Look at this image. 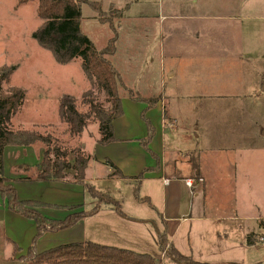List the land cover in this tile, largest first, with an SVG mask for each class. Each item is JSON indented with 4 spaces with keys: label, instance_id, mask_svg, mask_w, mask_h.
I'll use <instances>...</instances> for the list:
<instances>
[{
    "label": "rangeland",
    "instance_id": "1",
    "mask_svg": "<svg viewBox=\"0 0 264 264\" xmlns=\"http://www.w3.org/2000/svg\"><path fill=\"white\" fill-rule=\"evenodd\" d=\"M89 1L98 3L101 12L95 10L91 4H83L82 31L95 43L98 50H102L114 36L111 27H116L118 39L113 64L122 73L125 83L132 87L131 89L125 84L126 87L120 89L124 114L116 122L118 138L114 135L117 144L108 149H100L97 146V141L100 140L97 123L88 125L78 142L69 136L66 125L59 119L61 98L71 95L80 101L82 94L90 88V82L79 59L60 64L49 51L40 47L33 37L34 31L41 23L37 16V0L24 5H18L17 0H0V75L3 71L15 67L10 75V85L22 88L26 93L25 104L13 120L14 127L49 133L59 143H80L91 156L85 183L72 180L70 176L68 179L52 180L55 182L46 185L42 181L21 182L20 179L16 183L12 182L17 198L51 203L41 206L42 208L28 206V209L40 210L43 216L56 220L89 212L97 206L100 208L97 216L82 218L68 228L38 234L37 224L11 210L8 200L0 194V264H30L28 255L31 248L35 253H40L58 245L84 241L149 254L156 259V264H192L190 261H178L170 255V239L174 247L192 261H212L214 264H264V242L258 239L260 236L264 237V232H258L263 235L254 237L253 245L239 246L236 241L243 237L245 228H240L241 221L230 218L235 214L233 206L230 210L225 208V213L218 216L220 221L172 222L173 228H169L168 232L169 240L165 249L161 250L159 232L162 235L165 230L159 223L156 210L146 202L138 203L133 192L134 185L140 179L139 174L145 173L151 165L154 169L162 167L160 152L156 155L150 147L156 133L159 137L162 136L164 111H171L177 120L173 123L174 127L166 131L165 138L161 137V142L168 151L179 149L182 154H186L208 148L213 149L217 156H223L235 147L245 150L246 145L251 148L264 146V98H244L239 94L254 87L252 84L256 79L251 77L254 72L249 70L253 68V60L248 70L241 72L245 78L240 81V76L230 74L229 65L224 58L217 55L203 57L205 55L202 52L200 56L195 53L191 55L194 43L191 38L185 37L187 28L194 32L195 28H205L208 22L214 25V29H221L222 24L219 22L232 11L228 8L233 0ZM247 2L249 4L253 0ZM241 13L253 18V5L246 7ZM99 17L105 18L104 23ZM212 17L214 23L205 21ZM251 23L254 24L253 19L247 21V26ZM169 28L180 31V40L176 39L179 41L178 52L182 55V61L176 63L175 78L171 80L166 77V83H162L161 68L164 65L159 56V43L161 36L169 33ZM219 49H222V46ZM152 52L157 55L154 61L151 60V57L155 59L151 56ZM189 59L190 63L187 62ZM163 61L169 65L168 56ZM129 90L144 98L147 94H161L162 91H173L176 96L174 102L169 99L166 105L163 104L166 106L164 109L165 106L159 103V95L148 97L147 102L131 98ZM233 92L236 94L230 96ZM155 100L157 102L151 106L149 103ZM150 135L153 137H149ZM29 146L8 147H27L21 153V161L30 160L32 156L33 159L36 156L41 159L44 144L38 142ZM112 156L117 164L112 161ZM131 157L132 161L144 163L145 168L139 170L135 164L131 166L128 162ZM96 159H101L107 164L112 162L120 173L114 174L113 167L112 174L116 177L109 178L106 165L95 163ZM225 160L228 159L225 157ZM7 167L9 177L19 171L14 165L10 166L9 161ZM223 168L225 166L222 162H216L218 172H223ZM69 175H72V172ZM195 175L192 177L195 182L192 189L186 186L185 181L173 184L177 185L175 190L180 196L189 195L190 192L200 194L194 198V211L197 210L198 203L203 202L205 186L204 182L197 181V174ZM86 184L109 194L111 201L121 202L123 211L134 218L123 219L119 214L107 209L106 206L111 203L108 204L106 198L95 197ZM156 184L158 186V183L151 184L146 181L140 187V196L146 197L155 193ZM242 185L238 179V184L227 185L224 182L220 187L229 188L231 191L227 193L226 190L223 193L228 195L227 200L231 201L237 195L239 204L254 191L258 196L259 190L262 191L264 197V184L252 185L249 189ZM152 195V206L160 205L161 197ZM200 208L202 210V207ZM153 218L158 223L159 232L153 224L148 223L153 222L150 220ZM260 222L264 224V221ZM218 241L224 244L225 248L219 247Z\"/></svg>",
    "mask_w": 264,
    "mask_h": 264
},
{
    "label": "trees",
    "instance_id": "2",
    "mask_svg": "<svg viewBox=\"0 0 264 264\" xmlns=\"http://www.w3.org/2000/svg\"><path fill=\"white\" fill-rule=\"evenodd\" d=\"M17 1L18 5H24L32 0ZM85 3L99 10L100 5L89 0H37V16L41 23L34 31L33 37L39 46L49 51L60 64L80 60L83 72L90 82V88L82 94L80 101L71 95L61 98L59 119L66 125L69 136L78 142L88 125L97 123L100 133L99 142L106 145L115 140L114 120L124 114L120 89L126 86L110 59V56L116 52L118 31L116 27H111L114 30V36L104 49L98 50L94 42L82 31V5ZM99 20L104 23L105 18L99 17ZM14 69L15 67H11L0 75V194L8 200L11 210L36 222L38 234L48 230L68 228L83 217L93 215L97 208L80 215H71L64 220L50 219L39 211L29 210L28 206L36 208L46 204L37 200L17 198L15 187L5 175L4 152L7 146H29L41 142L45 146V153L37 165L38 179L63 180L72 172L74 179L80 183H85L86 169L91 156L80 143L75 145L59 143L49 133H42L37 129L14 127L13 120L26 100L25 90L10 85V75ZM129 94L133 99L149 101L148 98L141 97L133 90H129ZM156 102L155 100L149 104L152 106ZM109 164L114 167V174L120 173L112 162ZM86 186L95 197L106 198L119 210V203H113L107 194L89 184ZM134 192L139 201L152 205L149 197L140 196L138 185ZM121 213L126 216L122 211ZM159 237L160 249L164 250L169 239L166 233L159 234ZM247 241L249 245L255 243L252 235L248 236ZM170 255L178 261L208 264L192 261L173 244H170ZM28 259L30 264H156V259L149 254L92 241L62 244L40 253H35L31 248Z\"/></svg>",
    "mask_w": 264,
    "mask_h": 264
},
{
    "label": "crops",
    "instance_id": "3",
    "mask_svg": "<svg viewBox=\"0 0 264 264\" xmlns=\"http://www.w3.org/2000/svg\"><path fill=\"white\" fill-rule=\"evenodd\" d=\"M231 3L232 4L228 9L232 11H230L226 16H223L221 21L219 20L220 21L219 23L222 24L221 29H214L213 28L214 25L209 22L206 24L205 28L204 27L201 29L195 28L194 32H191V29L187 28L186 31L187 33H185V37L189 39L191 38L194 43V45H192L194 48L193 52L191 51L190 54L193 55L192 53H195V55L200 56L199 54L200 52H202V54L205 55L203 57H209V56L213 57L214 55H217L221 58H224V61H226V63L229 65V71L231 72L230 74H235L240 76V78L238 79L240 81L245 78V76L243 77L241 75V72L243 70L247 71L248 67L251 64V61L253 60V68L249 70H251V72H254L252 73L254 74V76L251 75L252 79L253 78L256 79V82H253V84L251 81V84L254 85V87L252 89H249V91L246 90L244 92H239V94L242 95V97L244 98L256 97L262 99L264 98V0H253V2H250L249 4L247 0H233V2ZM252 5L254 7L253 18L249 16L246 17L244 13H241L244 11L246 7ZM251 19H253L254 24L251 23L249 24L248 27L247 21H251ZM205 21L213 22L214 19L213 17L211 19L207 18L205 19ZM168 31H169L168 34L166 33V35L161 36L159 43V48L161 50L159 56L161 57L162 64L164 65L161 68V71L164 74V75L162 74V79H163L162 83L166 81L165 80L166 77H169L171 80L175 78L177 73L176 63L182 61V55H180L178 52L179 41L177 42L176 39L178 38V40H180V31L179 29H172V28L171 29L169 28ZM221 46L222 49H219ZM153 52L151 53V56H154L155 59L151 57L152 61L157 59V55H155ZM115 54L110 56L112 62ZM167 56H168L169 65H166V62L163 61V59H165ZM190 59L187 61L188 63H190ZM120 74L124 81V77L122 76V73ZM128 86L131 87V85ZM235 94L236 92H233L230 93L229 95L232 96ZM147 95L148 96H146V98L151 97L152 95H159L160 96L159 103L161 105L163 104L166 105L169 99L172 102H174L173 99L176 96L173 91H168V92L162 91L161 94L154 93L151 95L150 94ZM233 97H237V96H233ZM165 108L166 106L164 107V109ZM120 118L122 117H119L117 119ZM117 119L114 120L113 125H114V134L118 138V130L116 127ZM176 121H177L176 117L174 114L171 113V111L169 113L164 111V114L162 116V126H161L162 127L161 137L163 139L165 138L166 131L170 128H173L174 127L173 123H175ZM156 134L153 138L154 142L151 145L152 147H150V150L156 155H159L160 152V157H162V161H161L162 167L161 169L159 168L154 169L151 165L149 166V169L145 171V173L143 172L139 174L138 177L140 178L139 179L140 181L138 180V183L134 185L133 192L135 191V187L138 185L139 193H140V187L146 181H149L151 184L153 182L158 183V186L156 184L154 187L156 190L155 193H150L148 196L150 198V201L153 198L152 194H156L158 197L159 196L161 197L160 205H155L156 207L155 206L153 207L151 205V207L153 208V210H156V216L159 218V223L163 226L165 230L164 232L167 234V237H168L169 228H173L172 222L201 221V220L220 221L221 219L218 216L220 214L225 213V208H228L230 210V207L232 209V206L235 214H233V216L230 218L235 221H241L242 225L240 226V228L241 227L245 228L243 231V237L240 238L239 241H236V243H238L239 246H244V247L250 246L247 241L249 235H252V240L256 236L258 237L259 235H263L258 233L259 231L264 232V224L260 222V221H264L263 192L258 189L260 197L254 191L252 192V195L250 196L247 195L245 197L244 202L239 204L237 195H235L234 199H232L231 201L230 199L227 200L228 195L226 194L223 195V193H225L226 190H228L227 193L228 192L231 193V191L229 190V188L227 189L225 187L224 189L220 187V185L222 183L224 184V182L227 185L238 184V179L243 184L242 186H245L248 189L252 185L255 186L256 184H264V146L251 148L248 145H246L245 150H243L242 147L241 148L235 147L233 149L228 150L227 153L230 154L229 156L228 154L223 156H217V154L214 153L215 151L213 149H208V148H206L205 150H201L200 152L193 153L192 151V152H187L186 154H182L179 149L175 151L166 150V147L161 142V137H159ZM149 137L152 138L153 136H149ZM115 144H117L116 140L106 145L100 144L97 141V146L100 149H108L109 147ZM8 148L11 147L7 146V148L5 149L4 167L7 178L10 183H12L13 181L14 183H16V181L20 179L22 180L21 182H31L34 180L42 181L44 185L56 181V180L55 181L39 180L37 177L38 176L37 165L44 157L45 148H43L44 150L41 151L42 152L40 155L41 159H39V157L37 156L35 157V159H33L32 156L30 160L25 159L29 162L20 160L23 149L27 147H15L11 149ZM8 154H9L8 161L10 166L14 165V168L16 167L19 170L16 171L12 177L11 176L9 177L7 174ZM225 157L228 160H225ZM112 161L115 164H117L114 156H112ZM218 161L222 162L225 166V168H223V172L221 173L216 170V162ZM94 162L97 164L104 163V165H106L107 168L106 173L108 174V177L109 178L116 177L114 174H112L113 167L111 165L105 163V161H101V159L100 160L96 159L94 160ZM128 162L130 163L131 166H134L135 164V166H137V169L139 170L145 168L143 167L144 163L141 164L140 162H137L135 160L132 161V157L128 160ZM88 170H89V165L86 169V175ZM191 173L193 175H189ZM195 174H197L196 177L197 181L204 182L205 186L203 187V195H202L203 202L202 201L199 202L197 205V210L194 211V198L199 197L200 194L198 193L197 195H195L190 192L189 195L185 194L180 196L177 194L175 190L177 185H173V184L180 182L183 183L185 181L186 186L192 189L193 187H189L187 185V181L192 180V177L196 176ZM68 176L72 177L71 179L74 180L73 175H68ZM68 176L65 179H68ZM220 191L222 192V194ZM107 195L109 196V194ZM134 196H135V192H134ZM135 199L136 201H138V203L141 202L136 198V196ZM30 200H34V199H30ZM43 202L44 201H42V203ZM116 202L119 203L118 205L119 210L116 209L112 203L111 205H107L106 208L119 214L123 219L129 220L130 218H134L133 215L131 216L130 214H127L126 212L123 211L121 202L119 201ZM44 204L51 205V203L49 202H44ZM200 207H202V210ZM96 208L97 211L93 215H88L86 217L97 216V214L100 213L99 211L100 208H98V206ZM121 211L124 214H126V216L122 215ZM226 213L228 214V212ZM136 220L138 221V219ZM150 220L153 222L148 221V223H150L151 225L153 224L156 230L159 232L158 223L154 221V218ZM173 237L174 236H172V238ZM227 240L230 241L229 238ZM169 241L171 244H173V241L171 239ZM218 245L219 247L225 248L224 244H220L219 241H218ZM211 262L212 261H207L204 263L214 264Z\"/></svg>",
    "mask_w": 264,
    "mask_h": 264
},
{
    "label": "built area",
    "instance_id": "4",
    "mask_svg": "<svg viewBox=\"0 0 264 264\" xmlns=\"http://www.w3.org/2000/svg\"><path fill=\"white\" fill-rule=\"evenodd\" d=\"M187 185H188L189 187H193L194 182H193L192 180H188V181H187ZM258 239H259L260 242H264V237H263V236H260Z\"/></svg>",
    "mask_w": 264,
    "mask_h": 264
}]
</instances>
